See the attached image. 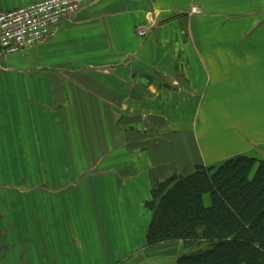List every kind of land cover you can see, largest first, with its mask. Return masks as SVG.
Instances as JSON below:
<instances>
[{"label":"crops","instance_id":"crops-1","mask_svg":"<svg viewBox=\"0 0 264 264\" xmlns=\"http://www.w3.org/2000/svg\"><path fill=\"white\" fill-rule=\"evenodd\" d=\"M263 12L264 0H91L0 56V264H174L180 241L145 246L156 184L264 160ZM26 151L58 167L48 223L27 225L8 184Z\"/></svg>","mask_w":264,"mask_h":264},{"label":"trees","instance_id":"trees-1","mask_svg":"<svg viewBox=\"0 0 264 264\" xmlns=\"http://www.w3.org/2000/svg\"><path fill=\"white\" fill-rule=\"evenodd\" d=\"M208 193L210 204L203 195ZM145 246L182 243L174 264H264V160L196 164L152 189Z\"/></svg>","mask_w":264,"mask_h":264},{"label":"built area","instance_id":"built-area-1","mask_svg":"<svg viewBox=\"0 0 264 264\" xmlns=\"http://www.w3.org/2000/svg\"><path fill=\"white\" fill-rule=\"evenodd\" d=\"M91 0H37L0 12V56L20 52L52 35L60 22ZM145 36L144 28L137 29Z\"/></svg>","mask_w":264,"mask_h":264},{"label":"rangeland","instance_id":"rangeland-1","mask_svg":"<svg viewBox=\"0 0 264 264\" xmlns=\"http://www.w3.org/2000/svg\"><path fill=\"white\" fill-rule=\"evenodd\" d=\"M264 13V12H263ZM143 27H138V29ZM189 119H186L185 121H188ZM25 165L23 166L24 173L23 176L20 177V170L22 167H19V180L12 181L13 177H10L9 186L14 187L15 189H19L21 193L23 192V204L25 209L24 214V221L27 223V225H33V223L41 224V223H48L50 214L48 209V192H51L50 190L57 189V187L61 184L58 181H51L49 182V177L51 173H54L56 169L58 170V167H52L51 165H48V160L42 159L41 157L39 159H34L31 155V152L28 153L26 151L25 153ZM40 162V163H39ZM121 173L127 172L128 174L131 173L127 166L121 165ZM92 171H89L90 173ZM86 173V174H88ZM85 174V176H86ZM54 175V174H53ZM121 177H124L121 175ZM1 188V184H0ZM69 189V188H68ZM65 188L64 190H67L64 192L63 196L59 198H56L59 203H62L65 200L66 203L69 205V207L73 204V198L72 197V188L68 190ZM203 196L206 198H209V194L205 193ZM54 197V195H53ZM63 199V201H62ZM210 200V199H209ZM54 202L56 200H53ZM210 204V203H209ZM208 204V205H209ZM206 205V204H205ZM35 213V215H34ZM40 226V225H39ZM46 230L42 231V228L40 229V233L42 236H48L50 234H56L58 231L49 230L48 226H45ZM26 231L33 232L32 229L26 226ZM26 237H28L26 235ZM27 249V248H26ZM196 248H188L183 250L182 253H189L192 250H195ZM181 254V253H180ZM179 255V254H178ZM159 260V259H156Z\"/></svg>","mask_w":264,"mask_h":264}]
</instances>
